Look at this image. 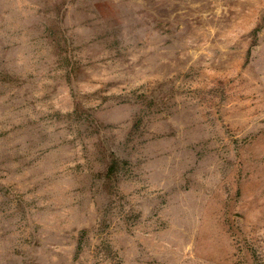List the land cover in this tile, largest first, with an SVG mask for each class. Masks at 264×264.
Listing matches in <instances>:
<instances>
[{
    "label": "rangeland",
    "instance_id": "374dc122",
    "mask_svg": "<svg viewBox=\"0 0 264 264\" xmlns=\"http://www.w3.org/2000/svg\"><path fill=\"white\" fill-rule=\"evenodd\" d=\"M262 113L264 0H0V264H88L86 249L92 264H188L168 220L141 226L123 192L174 154L201 178L248 177L213 129ZM59 197L90 226L57 225ZM253 213L264 221L259 196L234 215Z\"/></svg>",
    "mask_w": 264,
    "mask_h": 264
},
{
    "label": "clouds",
    "instance_id": "9594fccd",
    "mask_svg": "<svg viewBox=\"0 0 264 264\" xmlns=\"http://www.w3.org/2000/svg\"><path fill=\"white\" fill-rule=\"evenodd\" d=\"M140 82L141 79L136 80L137 84ZM261 116H264V113ZM259 119L255 116L244 119L225 117L224 124L229 126L230 131H226L220 121H216L213 129V134L219 138L220 143L228 145V155L231 159H238L236 152L240 151L239 159L245 160L243 170L251 173L248 177L241 174L238 178L237 169L233 167L226 178L219 172L212 177L201 178L193 172V161L181 160L174 154L159 161V166L154 170V179L132 181L123 192L124 199L137 204L138 210L143 213L140 217L141 226L150 229L157 220H168L171 225V239L188 264H192L196 259L191 256V252L202 257L201 264H233L237 258H244L246 264H264V221L258 222L254 213L249 215L247 221L234 215L244 212L247 201L253 196H259L261 206L264 207V163H255L258 156L264 155V143L258 144L252 152H245V146L239 144L244 137L250 138V134L264 129V124L259 123ZM258 138L264 141V133ZM232 139L238 141L239 147L231 143ZM130 163L136 168L145 167L136 155L131 157ZM238 179L244 186V191L239 200H235ZM193 180L195 183L189 186ZM226 185L228 191H225ZM56 203L63 209L55 214L57 225L62 228L75 225L77 232L90 226L89 220L83 216L78 218L69 215V209L63 208L62 197H59ZM127 210L128 205L125 204V211ZM88 215H97L94 205H89ZM133 231L137 233V238L151 241V244L155 245L150 231H139L137 227L133 228ZM101 239L99 236H91L92 247L94 248ZM246 244L254 248L255 259ZM69 247H74V242ZM238 248L242 251L237 252ZM234 253L236 255H233ZM85 254L88 256V264H92L90 249H86ZM83 259L84 256H81V260Z\"/></svg>",
    "mask_w": 264,
    "mask_h": 264
}]
</instances>
